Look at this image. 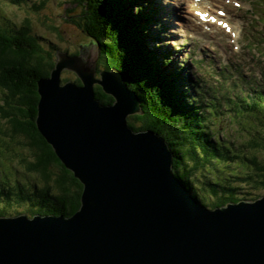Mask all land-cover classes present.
I'll return each mask as SVG.
<instances>
[{
	"label": "water",
	"instance_id": "obj_1",
	"mask_svg": "<svg viewBox=\"0 0 264 264\" xmlns=\"http://www.w3.org/2000/svg\"><path fill=\"white\" fill-rule=\"evenodd\" d=\"M54 55L34 123L82 184L80 205L69 217L0 216V264H264V196L205 207L175 175L168 142L130 127L140 102L120 70L97 72L99 45Z\"/></svg>",
	"mask_w": 264,
	"mask_h": 264
},
{
	"label": "trees",
	"instance_id": "obj_2",
	"mask_svg": "<svg viewBox=\"0 0 264 264\" xmlns=\"http://www.w3.org/2000/svg\"><path fill=\"white\" fill-rule=\"evenodd\" d=\"M138 2L74 0L82 6L78 25L100 48L97 66L101 69L97 72L120 70L140 102L143 114L132 117L142 123L136 127L132 122L130 127L153 130L168 142L175 175L205 207L246 200L236 195V187L209 176L214 167L221 173L227 170L245 177L246 186L253 191L264 190V50L257 58L260 78L253 74L251 86L250 79L243 76L233 82L227 73L230 69L222 67L214 72L222 87L190 81L187 90L191 93L177 92L178 99H172V91H178L185 78L176 76L177 69L167 67L169 59L159 37L166 30L164 23H158L161 9L155 1L147 6ZM6 16L0 10V120L10 126L11 136L26 139L33 158L27 169L38 173L42 186L25 187L0 175V216L12 215L4 210L9 203L25 202L28 216L69 217L79 208L82 184L62 165L34 123L37 82L54 67L55 50L43 43L44 37L30 34L28 20L11 27ZM257 85L260 91L255 94ZM95 96L105 105L112 102L98 86Z\"/></svg>",
	"mask_w": 264,
	"mask_h": 264
},
{
	"label": "rangeland",
	"instance_id": "obj_3",
	"mask_svg": "<svg viewBox=\"0 0 264 264\" xmlns=\"http://www.w3.org/2000/svg\"><path fill=\"white\" fill-rule=\"evenodd\" d=\"M158 1L162 3L165 10L166 6L169 8L168 21H166L168 29L165 34H162L163 45L170 54H174V60L172 59L174 62L185 61L187 65L185 71L176 73L177 77L185 78V80L180 85L174 81L180 88L176 92L172 91V99H178L177 92L188 91L191 93V90H187V88L190 87L189 82L194 80L188 79L186 76L190 75L205 84L206 78L199 73L198 66L191 63L193 54L196 55L201 65H205L209 59L217 60L222 64V59L229 58L238 65H243L242 72L249 69L248 66L251 64L253 56L257 58V40L254 41L253 36L256 34L258 40L261 39L257 28H261V33L264 34V0H216L211 4L209 11L215 17L220 18V23L226 21L232 26L229 33L216 24H206L199 20L189 0ZM0 10L7 15L11 27L28 20L32 28L30 34L44 37L43 43L48 48L52 46L51 48H54L55 51L67 52L72 55L79 51V46L91 42L88 34L78 25L79 21L82 22V6L74 3V0H24L19 3H15V0H0ZM258 17L260 21L257 22ZM158 23H160L159 20ZM40 43L44 47L41 41ZM250 43H253L252 48H248ZM50 50L54 52V50ZM98 69H101V65L98 66ZM243 73L245 74V72ZM61 78L78 81L70 71H63ZM172 86L174 87V83ZM135 119L131 116L128 117V123L133 122L136 127H139L142 122ZM0 128L5 132L0 131V175L10 176L11 182L16 181L25 187L42 186L38 173L27 169L28 162L33 158L31 150L26 146V139L17 135L11 136L10 126L2 119ZM209 176L218 177L226 186L236 187V195L243 196L247 201L264 196V190L257 188L253 191L246 186L245 177L233 176L227 170L221 173L217 167H214ZM257 187L259 186L257 185ZM248 193L254 194L247 195ZM27 205L25 202H11L4 207V210L5 213L12 215L25 214Z\"/></svg>",
	"mask_w": 264,
	"mask_h": 264
},
{
	"label": "bare ground",
	"instance_id": "obj_4",
	"mask_svg": "<svg viewBox=\"0 0 264 264\" xmlns=\"http://www.w3.org/2000/svg\"><path fill=\"white\" fill-rule=\"evenodd\" d=\"M213 1H216V0H213ZM208 4V0H201L199 3H193L192 1H191V5L193 6V11H195L196 10V7H198V9H197V11L198 12H200V15H201V17H202V19L203 20H205V21H208V22H210V23H218V19L216 18V17H209V15L204 11V7H205V5H207ZM195 5H196V7H195ZM220 25L222 26L223 25V23H220ZM232 27V26H231ZM264 73V72H263ZM257 74H258V76H257ZM257 74H256V76H257V79H259L260 78V70L257 72ZM245 77L246 78H249V79H252V76H247V75H245ZM257 82H259L260 83V81L259 80H257ZM229 83H232V82H229ZM253 84V81L250 83V86ZM261 84V83H260ZM257 91H258V93H259V91H260V87H259V85H257V88L255 89V94H258L257 93ZM253 201V200H252Z\"/></svg>",
	"mask_w": 264,
	"mask_h": 264
},
{
	"label": "flooded vegetation",
	"instance_id": "obj_5",
	"mask_svg": "<svg viewBox=\"0 0 264 264\" xmlns=\"http://www.w3.org/2000/svg\"><path fill=\"white\" fill-rule=\"evenodd\" d=\"M0 105H1V107H2V109H3V105L1 104V102H0ZM0 117H1V114H0Z\"/></svg>",
	"mask_w": 264,
	"mask_h": 264
},
{
	"label": "snow or ice",
	"instance_id": "obj_6",
	"mask_svg": "<svg viewBox=\"0 0 264 264\" xmlns=\"http://www.w3.org/2000/svg\"><path fill=\"white\" fill-rule=\"evenodd\" d=\"M226 27V26H225Z\"/></svg>",
	"mask_w": 264,
	"mask_h": 264
}]
</instances>
